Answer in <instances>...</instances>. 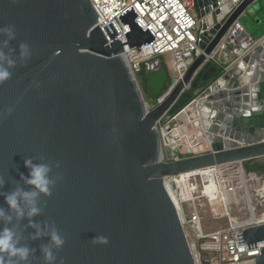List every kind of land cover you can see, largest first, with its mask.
Instances as JSON below:
<instances>
[{
	"label": "water",
	"instance_id": "1",
	"mask_svg": "<svg viewBox=\"0 0 264 264\" xmlns=\"http://www.w3.org/2000/svg\"><path fill=\"white\" fill-rule=\"evenodd\" d=\"M256 1L196 0L200 53L173 81L159 59L136 75L128 67L124 48L153 39L133 11L120 17L125 42L114 31L108 42L89 0H0V27L16 30L8 45L16 64L0 83V191L25 187L24 159L59 162L54 173L63 178L34 218L41 226L53 221L64 236L58 264H196L166 180L233 166L250 177L243 162L264 157V34L249 36L253 47L236 63L220 68L209 60ZM20 43L30 58L19 57ZM195 103L203 104L197 115L209 141L174 152L164 130ZM26 224L22 243L37 249L30 264H41L47 237L28 239L34 229ZM95 235L108 244H93ZM239 236V244L256 248L264 224ZM254 264H264V247Z\"/></svg>",
	"mask_w": 264,
	"mask_h": 264
},
{
	"label": "built area",
	"instance_id": "2",
	"mask_svg": "<svg viewBox=\"0 0 264 264\" xmlns=\"http://www.w3.org/2000/svg\"><path fill=\"white\" fill-rule=\"evenodd\" d=\"M89 1L99 18L97 26L108 42H110L108 33L111 34L113 31L116 33L115 40L125 42L128 27L121 24L120 17L129 11L135 13L136 25L151 34L152 41L141 46L139 50L124 48L125 61L135 75L142 64L152 63L164 55H170V73L173 81H177L200 53L198 35L202 20L194 11L196 0ZM230 1L233 4L241 2V0ZM221 4L222 2L218 3L219 6ZM252 47L251 38L237 21L229 28L209 60L215 64H233L247 55ZM164 97L165 95L157 102H161ZM181 155L183 154H178L175 158L178 159ZM247 191L243 210L248 211L249 218L245 222L230 220L228 230L211 234L202 233L198 222H193L199 252L205 254L195 259L196 264H254L264 244L256 243V248L253 245V249L249 247L248 250L246 245L239 244L241 240L238 239H241V236H237L241 235L242 230L248 226L264 224V189L250 192V187L247 185ZM232 198L233 203L239 206L236 197Z\"/></svg>",
	"mask_w": 264,
	"mask_h": 264
},
{
	"label": "clouds",
	"instance_id": "3",
	"mask_svg": "<svg viewBox=\"0 0 264 264\" xmlns=\"http://www.w3.org/2000/svg\"><path fill=\"white\" fill-rule=\"evenodd\" d=\"M0 35L5 39L0 41V83L11 77L10 68L15 67L16 61L11 58L12 49L8 48L10 41L15 40L16 30L14 25L0 27ZM3 49H8L5 52ZM19 57L24 60L31 56L27 43L18 45ZM27 169V176L19 173V178L25 187L17 185L9 191H0V198L4 206H0V264H30V258L36 257L37 249L22 243L23 230L20 224L27 221L26 228L34 229L28 239L38 240L47 237L48 242L39 247L41 264H58L57 253L65 244V238L55 226L53 221H44L43 225L34 220L40 216L46 207L47 198L51 197L53 189L62 180V175L54 169H59V162H36L35 158L23 161ZM5 186V181L0 178V189ZM44 197V200L40 198ZM91 242L97 245H107V236L95 235Z\"/></svg>",
	"mask_w": 264,
	"mask_h": 264
},
{
	"label": "rangeland",
	"instance_id": "4",
	"mask_svg": "<svg viewBox=\"0 0 264 264\" xmlns=\"http://www.w3.org/2000/svg\"><path fill=\"white\" fill-rule=\"evenodd\" d=\"M194 11L199 17L196 6ZM238 21L248 36L253 39L261 37L264 34V0H257L252 4L249 9L240 16ZM170 58V55H164L159 58L169 71L171 70L169 65ZM164 159H166V156H164ZM207 176L210 178V182L220 191V196L216 199L217 201L215 203L210 202L209 198L202 195V190L204 186L207 185ZM178 180H180V178H178ZM174 181V179H167L166 183L178 206L183 230L187 242L191 247L192 255L196 260L200 258V256L202 257V255L198 249L199 243L195 237L193 222H198L201 232L204 234L228 230L230 227V220L241 223L249 218L248 211L243 210V208H245L244 196L248 194L245 186L246 188L247 185L250 187V192L253 190L257 192L258 190L264 189L262 188L264 177L255 178L250 176L243 178L237 166L214 169L210 173L198 175L194 180H190L188 183L189 186L193 188L191 193H188V191L183 188L176 187ZM224 192L226 194L231 192V194H228L230 199L227 202L223 199ZM233 196L236 197L241 206L233 203ZM257 212L258 210L256 213Z\"/></svg>",
	"mask_w": 264,
	"mask_h": 264
},
{
	"label": "bare ground",
	"instance_id": "5",
	"mask_svg": "<svg viewBox=\"0 0 264 264\" xmlns=\"http://www.w3.org/2000/svg\"><path fill=\"white\" fill-rule=\"evenodd\" d=\"M202 105H203L202 103H195L193 106L189 107L182 114H180L164 130V134L167 135V137L169 138V145L174 152L185 148H193L204 141H209L208 136L206 134V130L205 128L202 127L199 117L197 115V110L200 107H202ZM237 167L239 169L240 174L244 178L241 167L239 166ZM211 171L213 170H207V171L183 176L180 180H178L177 178L175 179L174 184L178 188L181 189L183 188L184 190H187L188 193H191L193 188L189 186L188 184L189 181L194 180L200 174L210 173ZM206 182L207 185L204 186L202 190V195L207 198L215 197L217 199L220 196L219 189L210 182V178L208 176L206 177ZM243 185L245 186L244 182ZM166 188L171 198L173 199L172 192L169 189L167 183H166ZM245 189H247L246 186ZM228 194H231V192L227 194L224 192L223 194V199L226 202L229 201L230 199V196H228ZM174 203L176 204L175 201Z\"/></svg>",
	"mask_w": 264,
	"mask_h": 264
},
{
	"label": "trees",
	"instance_id": "6",
	"mask_svg": "<svg viewBox=\"0 0 264 264\" xmlns=\"http://www.w3.org/2000/svg\"><path fill=\"white\" fill-rule=\"evenodd\" d=\"M216 67L223 68L221 65L213 64ZM169 87H166V89ZM188 157V155H181L180 158ZM245 173L249 176L252 175L255 178L264 177V157L253 159L242 164ZM204 256L205 254H202Z\"/></svg>",
	"mask_w": 264,
	"mask_h": 264
}]
</instances>
